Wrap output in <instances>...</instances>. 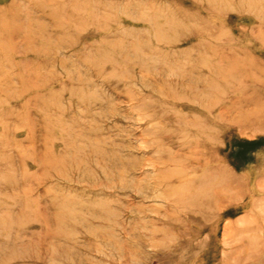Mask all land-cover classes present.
I'll list each match as a JSON object with an SVG mask.
<instances>
[{
  "label": "rangeland",
  "instance_id": "obj_1",
  "mask_svg": "<svg viewBox=\"0 0 264 264\" xmlns=\"http://www.w3.org/2000/svg\"><path fill=\"white\" fill-rule=\"evenodd\" d=\"M0 264H264V0H0Z\"/></svg>",
  "mask_w": 264,
  "mask_h": 264
}]
</instances>
